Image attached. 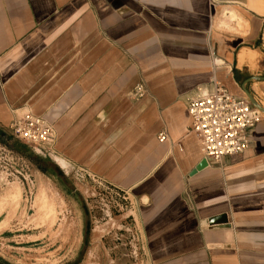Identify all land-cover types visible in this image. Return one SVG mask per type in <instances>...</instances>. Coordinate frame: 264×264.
Instances as JSON below:
<instances>
[{
  "label": "crops",
  "instance_id": "1",
  "mask_svg": "<svg viewBox=\"0 0 264 264\" xmlns=\"http://www.w3.org/2000/svg\"><path fill=\"white\" fill-rule=\"evenodd\" d=\"M212 80L264 107V0H0V130L48 122L53 163L127 201L101 227L130 212L137 261L264 264V118L196 170L186 102Z\"/></svg>",
  "mask_w": 264,
  "mask_h": 264
},
{
  "label": "rangeland",
  "instance_id": "2",
  "mask_svg": "<svg viewBox=\"0 0 264 264\" xmlns=\"http://www.w3.org/2000/svg\"><path fill=\"white\" fill-rule=\"evenodd\" d=\"M50 154L0 130V264H147L135 258L132 235L115 234L135 225L130 212L110 233L101 227L121 214V194L60 170Z\"/></svg>",
  "mask_w": 264,
  "mask_h": 264
},
{
  "label": "built area",
  "instance_id": "3",
  "mask_svg": "<svg viewBox=\"0 0 264 264\" xmlns=\"http://www.w3.org/2000/svg\"><path fill=\"white\" fill-rule=\"evenodd\" d=\"M212 85L211 91L196 88L187 99L189 133L198 139L206 166L222 168L225 159L242 156L249 150L250 133L262 114L247 99L231 96L214 80ZM9 130L16 140L50 151L53 131L43 118L31 112L15 115ZM158 140L164 142L166 136L159 134Z\"/></svg>",
  "mask_w": 264,
  "mask_h": 264
},
{
  "label": "water",
  "instance_id": "4",
  "mask_svg": "<svg viewBox=\"0 0 264 264\" xmlns=\"http://www.w3.org/2000/svg\"><path fill=\"white\" fill-rule=\"evenodd\" d=\"M247 96H248L251 106L264 113V110H262V108L252 99V97L249 94H247ZM205 166H206L205 162L202 161L201 164L196 168V170L199 171L205 168Z\"/></svg>",
  "mask_w": 264,
  "mask_h": 264
},
{
  "label": "bare ground",
  "instance_id": "5",
  "mask_svg": "<svg viewBox=\"0 0 264 264\" xmlns=\"http://www.w3.org/2000/svg\"><path fill=\"white\" fill-rule=\"evenodd\" d=\"M261 107V106H260ZM262 108V110H264V107H261ZM258 110V109H257ZM258 111H260V110H258ZM261 112V111H260ZM261 114L264 116V113L263 112H261Z\"/></svg>",
  "mask_w": 264,
  "mask_h": 264
}]
</instances>
